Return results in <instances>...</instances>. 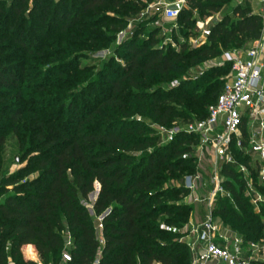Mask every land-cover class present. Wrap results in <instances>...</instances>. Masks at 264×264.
Here are the masks:
<instances>
[{"label": "trees", "instance_id": "obj_1", "mask_svg": "<svg viewBox=\"0 0 264 264\" xmlns=\"http://www.w3.org/2000/svg\"><path fill=\"white\" fill-rule=\"evenodd\" d=\"M39 1L32 11L28 0H12L8 11L0 3V129L8 124L22 149L18 163H25L0 185V264L9 260L36 264L22 256L30 252L45 263L58 257L62 261L66 250L70 261L63 264H191L181 236L159 227L182 229L192 217L194 206L183 203L187 191L169 182L182 184L187 174L195 172L194 160L182 156L193 152L197 139L181 133L161 145L156 131L136 117L166 129L206 119L226 80L216 78L203 86L211 73L193 80L188 71L219 55L248 49L259 38L260 19L251 6L238 4L232 9V21L225 16L216 22L199 49H188L183 43L178 51L159 50L150 32L148 41L136 44L137 35L120 47L125 65H115L114 75L108 78L103 69L93 75L76 65L75 74L64 82L37 77L29 82L22 65L9 66L1 56L8 49L6 41L28 61L45 64L56 56L44 51L53 35H58L59 45L99 47L109 38L87 30L99 32L97 28L105 26L120 33L126 19L109 24L110 11L137 17L155 0H70V11L50 13L38 6ZM186 1L177 21L188 29L191 13L210 16L228 0ZM61 5L66 6L67 0ZM25 13L32 19L26 34ZM221 69L228 70L224 76L228 77L230 65L216 70ZM173 83L178 86L171 87ZM28 97L33 99L25 102ZM42 97L66 105L50 111L51 102ZM47 109L50 113L43 114ZM5 143L0 130V152ZM34 173L36 178L27 179ZM222 174L232 199H218L213 215L247 245L264 231V222L255 223L244 181L236 170L225 167ZM95 185L98 196L89 209L87 200ZM258 190L264 195V187ZM108 210L99 223L100 241L94 219Z\"/></svg>", "mask_w": 264, "mask_h": 264}, {"label": "built area", "instance_id": "obj_2", "mask_svg": "<svg viewBox=\"0 0 264 264\" xmlns=\"http://www.w3.org/2000/svg\"><path fill=\"white\" fill-rule=\"evenodd\" d=\"M250 1L255 3L252 13L261 21L259 38L244 51L223 54L220 66L230 65V73L222 92L208 108L206 119L186 126L156 128L161 145L173 142L181 133L197 139L193 152L182 156L183 160H194L195 172L186 175L177 187L187 191L185 205L203 207V219L198 222L191 217L182 229L165 224L159 227L181 236L191 253V264H259L245 257L243 240L213 215L218 199H232L224 186L225 167L234 168L240 175L251 204L262 201L258 188L264 187V0ZM186 6V0H157L140 16L160 14L164 21L176 22ZM208 36L209 30H202V37ZM62 261H70L68 253H63Z\"/></svg>", "mask_w": 264, "mask_h": 264}, {"label": "rangeland", "instance_id": "obj_3", "mask_svg": "<svg viewBox=\"0 0 264 264\" xmlns=\"http://www.w3.org/2000/svg\"><path fill=\"white\" fill-rule=\"evenodd\" d=\"M36 0H28L27 7L29 11H32L34 8V3ZM64 0H50L48 4H43V0L39 1L38 6L40 8L47 7L48 12H53L54 10H60L61 12H66L67 10L70 11V0H67V7L62 6L61 3ZM157 1V0H155ZM155 1L153 3H155ZM0 3L3 4V8L5 10H9L12 7V0H0ZM150 3V4H153ZM238 4H246L247 6H253L250 0H228L226 3H224L221 7V10L217 13H214L212 15H201L197 13H191L189 18L191 20V25L188 27L185 25H181L180 22H167L164 21L160 14L154 15L153 17L146 18V16L141 17L140 15L137 17H127L126 15L117 14L114 12H109L107 14L108 20L106 21L109 24L113 25H119V20L126 19L124 24V29L120 33L114 34V31L107 30L105 26L98 27L99 32H93L90 30H87V33L91 34H98L101 36L102 39L109 38L108 40H105L101 45H98L99 47H93L90 49L86 48H77V47H71L70 45H59L56 44V40L58 38V35H53L45 42V50L46 53H49L51 55H56L51 59H48L45 64L39 63L36 60L28 61V57L23 54L22 51H19L15 49L14 45H12L9 41H6L7 43V50H5L4 53H2V57L5 58V63H8L9 66H15V65H22V70L28 78V81L34 80L35 77L37 79L41 78L42 81L45 79L47 80H59L60 82H64L65 80H69L74 74H75V68L76 65L79 66V68H88V72H92L93 75H96V72L100 69H103L106 73V77L108 78L110 75H114V71H111L113 67H116L115 65L123 66L125 65V61L123 60L124 52L120 47L127 41L134 39L137 37L136 44L139 42H145L149 40V33L154 32V41H155V48H158L159 50L170 48L172 50H179V45L185 43L188 49H199L204 44H206V39L202 37V30H210V28L218 21H221L225 16H228L230 21H232V9L235 5ZM145 11V10H144ZM143 11V12H144ZM28 14V13H27ZM25 13V16L27 18L26 23L28 24V27L26 28V32L29 31L30 25L32 26V19L30 16H28ZM28 16V17H27ZM181 26V27H180ZM13 32V31H12ZM9 33L12 35L13 33ZM48 32V31H47ZM52 32V31H51ZM49 33V32H48ZM184 33V35L182 34ZM43 42V41H41ZM49 45V46H48ZM63 53V54H61ZM116 54L115 57H113V54ZM61 54V55H59ZM73 60V61H71ZM222 56L219 55L216 59L206 61L204 63H201L199 65H196L192 67L188 74L190 77H202L203 74H209L210 76H207L206 81H204V85L206 86L207 83L213 82L216 78H219L221 80H226L227 76L225 69H221L222 71L216 70L217 68H223L224 66H220L222 63ZM73 64V66H72ZM111 71V72H109ZM104 73V75H105ZM184 76V75H183ZM182 76V77H183ZM36 79V80H37ZM177 80V79H175ZM196 80V79H195ZM46 82H44L45 84ZM28 86V83H26ZM163 85V84H162ZM103 87L99 86L97 87V90L101 91ZM201 90V89H199ZM31 95V94H30ZM29 95V96H30ZM36 96V95H34ZM40 95L37 96V100L39 99ZM44 98L46 102H51V110H55L58 106H65L66 103L63 101H52L53 98L51 97H42ZM33 98L28 97L25 102H30L28 100H31ZM67 102V101H66ZM83 99L82 97H79L78 103H82ZM59 104V105H58ZM63 104V105H61ZM22 110L25 109L24 106L21 107ZM50 111H44L43 114L50 113ZM136 120L139 122H144V124L149 125L153 131H156V126H154L148 119H142L141 117H136ZM120 122L122 121H118ZM23 126V123H19L18 127ZM176 125V124H175ZM174 125V126H175ZM5 129H0L2 132L5 133L6 136V143L3 149L0 152L1 156V162H0V185L2 184V181L6 178H9L12 176L17 170L22 168L24 164L19 165L18 160L21 157L22 149H20L19 142L16 139V136H14L10 131L7 129L8 124L4 125ZM125 125L123 126L126 128ZM181 126V125H180ZM172 128V127H171ZM120 129V127L117 128V130ZM149 133V132H148ZM37 173L32 174L31 176L27 177V179H32L37 177ZM188 175V174H187ZM178 184H180L178 181L172 180L169 182V186L171 187H177ZM97 186L95 185L94 192L97 191ZM11 189V188H10ZM2 190V189H0ZM262 196V201L251 204L252 212L256 216L255 223L258 221L264 222V195L260 193ZM3 200V197H0V201ZM95 196L90 198L88 196V206L89 209H91L92 204L94 203ZM95 221V230H96V236L98 240L101 241V228L99 226L100 219H94ZM259 237L255 239L253 242L245 244L244 247V254L245 257H252L253 260L257 261L259 264H264V231L259 233ZM255 238V237H254ZM63 253H67V250ZM62 253V255H63ZM25 255V257H24ZM61 255V256H62ZM24 258H26L27 253L22 255ZM42 264H63L61 261V257H58L55 262H48L45 263L40 260ZM9 264H12L9 260Z\"/></svg>", "mask_w": 264, "mask_h": 264}, {"label": "crops", "instance_id": "obj_4", "mask_svg": "<svg viewBox=\"0 0 264 264\" xmlns=\"http://www.w3.org/2000/svg\"><path fill=\"white\" fill-rule=\"evenodd\" d=\"M253 4V6H251V8H255V3L251 2ZM204 209L203 207H194V214L192 216V220L194 221H201L203 219V215H204ZM102 241V238H101ZM26 259H30L34 262L40 261L37 254L34 253V255H32V252H30V254L28 256H26Z\"/></svg>", "mask_w": 264, "mask_h": 264}, {"label": "water", "instance_id": "obj_5", "mask_svg": "<svg viewBox=\"0 0 264 264\" xmlns=\"http://www.w3.org/2000/svg\"><path fill=\"white\" fill-rule=\"evenodd\" d=\"M98 191H99V188H97V191L95 192V193H91L90 195H89V197L90 198H92L93 196H95V199L97 198V196H98ZM95 201V200H94ZM90 213L92 214V211H90ZM109 213V210L108 211H106L103 215H102V217L100 218V221L107 215Z\"/></svg>", "mask_w": 264, "mask_h": 264}]
</instances>
